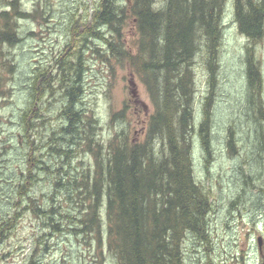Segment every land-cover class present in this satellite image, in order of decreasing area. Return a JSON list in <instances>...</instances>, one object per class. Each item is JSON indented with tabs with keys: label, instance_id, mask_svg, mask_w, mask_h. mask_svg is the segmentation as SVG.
Returning <instances> with one entry per match:
<instances>
[{
	"label": "trees",
	"instance_id": "16d2710c",
	"mask_svg": "<svg viewBox=\"0 0 264 264\" xmlns=\"http://www.w3.org/2000/svg\"><path fill=\"white\" fill-rule=\"evenodd\" d=\"M227 2L98 0L90 20L82 18L81 23L72 22L70 42L53 67L56 73L47 68H38L35 72L31 103L21 116L22 127L28 138L33 131L36 135L45 126L44 116L40 117V101L49 91L51 94L62 91L64 104L59 117L63 121L49 136L53 144L50 158L53 156L55 162L46 169L54 189L64 195L69 210L75 212H62L55 206L40 208L30 196L37 179L36 162H42L35 155L33 140L28 141L27 168L19 184L18 197L27 198V208L37 216H45L48 211L53 220L60 215L74 225L69 228L76 235L92 236L101 251L104 247L107 249L108 254L105 260L101 255V261L184 264L187 239L210 242L212 201L196 178L193 138L199 137L206 161L210 163L213 158V85ZM233 7L239 31L252 44L261 40L264 0H233ZM33 17L36 14L27 11L22 0H0V98L7 76L16 67L9 49L23 40L20 22ZM130 23L133 45L126 44L124 38V30ZM94 39L104 40L105 59L115 57L126 62L147 89L153 112L141 139L123 130L104 143L97 132L99 120L84 107L87 70L84 52L86 47L93 50ZM74 43L75 47H70ZM70 48H74L75 59L65 60ZM198 57L208 68L210 89L197 113L194 64ZM246 75L248 118L258 124L255 142L262 151L264 78L252 46L248 48ZM43 89L46 94L40 95ZM122 112L114 116L123 117ZM227 133L229 149L232 154L237 153L234 128L230 126ZM82 153L92 156V161L80 160L75 164ZM50 199L54 201V195L51 194ZM19 216L15 212L3 222L0 242L8 237ZM45 224L54 231H63L59 224Z\"/></svg>",
	"mask_w": 264,
	"mask_h": 264
},
{
	"label": "rangeland",
	"instance_id": "374dc122",
	"mask_svg": "<svg viewBox=\"0 0 264 264\" xmlns=\"http://www.w3.org/2000/svg\"><path fill=\"white\" fill-rule=\"evenodd\" d=\"M97 2L22 0L24 8L34 12L36 17L20 22L23 40L9 49L16 67L7 76L0 98V234L6 219L15 212L20 216L8 237L0 242V264H114L110 259L101 261V255L105 260L108 254L107 249L104 247L101 251L92 236L76 235L69 228L74 225L60 215L53 220H50L48 211L45 216H37L27 208L29 200L18 197L19 184L27 168L28 141L33 140L36 142L35 155L42 162H36L37 179L30 196L40 208L55 206L62 212L69 210L68 202L54 189L46 169L55 162L53 156L50 158L53 144L49 136L63 121L59 117L64 104L62 91L56 90L52 94L49 91L50 94L40 101L43 109H40V117L44 116L45 126L36 135L31 130L30 138L26 136L21 116L31 103L35 72L38 68H47L56 73L53 70L55 61L70 42V24L81 23L82 18L90 20ZM224 10L223 38L214 85L213 158L210 163L206 161L199 137L193 138L196 178L209 192L212 201L210 242L197 241L193 237L187 239L184 264H264V150L259 151V143L255 142L258 124L248 118L246 75L248 48L252 46L264 78V37L252 44L239 31L234 20L233 0H228ZM131 24L124 30L128 45L134 42ZM91 48L93 50L86 47L84 52L87 70L83 103L99 120L97 132L101 140L107 144L123 130L130 132L131 136L143 138L153 112L144 83L126 62L115 57L105 59L104 40L94 39ZM65 57V60H74V48H70ZM194 70L198 113L210 89V81L208 68L200 57ZM41 94H46L45 89ZM119 111H123V117L114 116ZM230 126L234 128L238 149L234 154L227 142ZM81 155L75 164L80 160L92 161V156ZM51 194L54 201L50 199ZM17 201H20L18 205ZM69 211L75 212L73 209ZM45 222L59 224L63 231H54ZM259 236L263 237L261 247Z\"/></svg>",
	"mask_w": 264,
	"mask_h": 264
},
{
	"label": "water",
	"instance_id": "95a60500",
	"mask_svg": "<svg viewBox=\"0 0 264 264\" xmlns=\"http://www.w3.org/2000/svg\"><path fill=\"white\" fill-rule=\"evenodd\" d=\"M258 241H259V245L261 246L262 245V237L261 236H259Z\"/></svg>",
	"mask_w": 264,
	"mask_h": 264
},
{
	"label": "bare ground",
	"instance_id": "6f19581e",
	"mask_svg": "<svg viewBox=\"0 0 264 264\" xmlns=\"http://www.w3.org/2000/svg\"><path fill=\"white\" fill-rule=\"evenodd\" d=\"M70 25H71V24H70ZM79 36H80V35H79ZM213 86H214V85H213ZM77 90H78V89H77ZM40 108H41V107H40ZM40 108H39V109H40ZM74 110H75V109H74ZM72 138H73V137H72ZM76 151H77V150H76ZM134 168H135V167H134ZM37 175H38V174H37ZM45 212H46V211H45Z\"/></svg>",
	"mask_w": 264,
	"mask_h": 264
}]
</instances>
